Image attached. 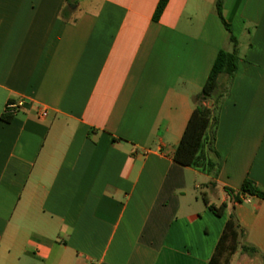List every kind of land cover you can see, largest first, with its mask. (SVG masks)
<instances>
[{"label": "crops", "instance_id": "obj_1", "mask_svg": "<svg viewBox=\"0 0 264 264\" xmlns=\"http://www.w3.org/2000/svg\"><path fill=\"white\" fill-rule=\"evenodd\" d=\"M158 1L0 0V264H207L230 214L257 253L229 264H264V197L224 191H264V0H223L214 176L173 154L227 31Z\"/></svg>", "mask_w": 264, "mask_h": 264}, {"label": "trees", "instance_id": "obj_2", "mask_svg": "<svg viewBox=\"0 0 264 264\" xmlns=\"http://www.w3.org/2000/svg\"><path fill=\"white\" fill-rule=\"evenodd\" d=\"M167 2L168 0L158 1L153 20L157 21L159 19ZM222 7L223 0H216V13L227 31L229 48L223 47L217 52L207 78L195 97V106L173 154L175 162L185 166L205 167L206 171L213 176L218 168V164L211 157L212 154L216 155L213 147L215 130L220 104L227 93V87L219 89L218 83L222 76L227 78V84L231 81L236 72L239 59L238 42L232 34L229 24L224 19ZM209 101L211 106L208 107L207 102ZM4 117L8 119L9 115H4ZM201 162H204L205 166L200 164ZM224 191L228 195H234L235 199H238V193L264 197V191L248 178L243 181L238 192L235 193L230 188H224ZM205 203L207 204V201ZM208 208L217 216L222 213L221 206L208 205ZM243 236L244 233L240 229L235 216L230 214L207 264H229L231 256L237 249L249 254L257 253L255 246L243 242Z\"/></svg>", "mask_w": 264, "mask_h": 264}, {"label": "built area", "instance_id": "obj_3", "mask_svg": "<svg viewBox=\"0 0 264 264\" xmlns=\"http://www.w3.org/2000/svg\"><path fill=\"white\" fill-rule=\"evenodd\" d=\"M25 105V101L22 99L18 100H8L5 104L3 113L4 115H12ZM38 116L43 117L46 115V109L43 107H39L37 109Z\"/></svg>", "mask_w": 264, "mask_h": 264}, {"label": "rangeland", "instance_id": "obj_4", "mask_svg": "<svg viewBox=\"0 0 264 264\" xmlns=\"http://www.w3.org/2000/svg\"><path fill=\"white\" fill-rule=\"evenodd\" d=\"M200 164H202L203 166H205L204 162H201ZM201 181H202V179H199V182H201ZM196 193L199 194V191L197 190ZM213 200H214V198H213ZM215 202H216V204H218V202L216 200H215Z\"/></svg>", "mask_w": 264, "mask_h": 264}, {"label": "water", "instance_id": "obj_5", "mask_svg": "<svg viewBox=\"0 0 264 264\" xmlns=\"http://www.w3.org/2000/svg\"><path fill=\"white\" fill-rule=\"evenodd\" d=\"M211 103H209V105H210Z\"/></svg>", "mask_w": 264, "mask_h": 264}]
</instances>
